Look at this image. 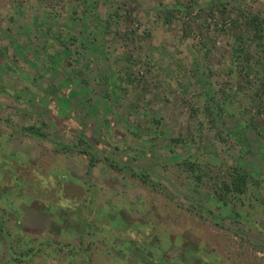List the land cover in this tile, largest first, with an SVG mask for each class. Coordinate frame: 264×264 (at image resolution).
Returning <instances> with one entry per match:
<instances>
[{
    "label": "rangeland",
    "instance_id": "374dc122",
    "mask_svg": "<svg viewBox=\"0 0 264 264\" xmlns=\"http://www.w3.org/2000/svg\"><path fill=\"white\" fill-rule=\"evenodd\" d=\"M246 16L264 19V0H0L2 59L45 73L30 89L38 98L0 65V264H264V182L234 204L242 217L217 225L200 212L207 186L177 166L193 152L264 177V38ZM37 87L68 92L59 116L86 114L107 152L159 136L153 159L126 151L162 186L109 165L75 127L53 119L31 132L49 104ZM217 101L243 115L213 123L205 109ZM246 119L243 149L227 132Z\"/></svg>",
    "mask_w": 264,
    "mask_h": 264
},
{
    "label": "trees",
    "instance_id": "16d2710c",
    "mask_svg": "<svg viewBox=\"0 0 264 264\" xmlns=\"http://www.w3.org/2000/svg\"><path fill=\"white\" fill-rule=\"evenodd\" d=\"M245 23L249 27L251 31H253V36L255 35V38H264V19L260 18L259 16H246ZM0 65L5 70V73L7 75H11L12 78H14L18 83L22 84L24 89H29L30 94L34 97H38L37 91H31L30 89H35L36 87L33 86L34 81H37V79L41 78L42 76H38L40 73L44 75L45 73L43 71H39L37 74H32L30 72H24L21 74L20 69L15 70L12 69L10 64L5 58L4 55H0ZM261 62V61H259ZM244 69V68H243ZM255 71V70H254ZM258 71V70H257ZM264 71V68H263ZM20 75H19V74ZM27 73V74H26ZM25 75L22 76V75ZM28 75V80H27ZM38 76V78L36 77ZM33 81H30V80ZM29 81V82H28ZM40 91H42L39 87H37ZM43 97L45 96L49 102L48 105L42 106V114L40 115L41 123L40 126L37 125V123H34V125H31L29 127V130L37 135H43L41 126L44 123H53V119H55L58 122V125L60 129L64 130H72V127H75L72 131L74 134L77 135L78 140L80 143H87L90 147L93 148V150H99L101 153H103V160H109L108 155L111 154V163L109 165H112L114 167H117L119 170L122 171H130L132 175L138 177L143 183L148 184L154 188H160L161 183L158 181L153 180L150 177V174L145 171H137L135 170L131 165H128L127 159L130 158L129 154H127V151L131 149V151L134 152V154L131 157V162L134 160L141 159L145 162L146 159H153L154 155L150 151L152 146H155L157 144H160L162 140H159V136H157L156 140H149L147 142L146 140H139L137 143L135 141L130 142L131 148H125L121 145H116L115 148H112L110 152L108 151V144L105 141V139L101 140L98 138H91L86 131V128L88 126V123L85 121L86 114H82L75 111H70L68 113V116L66 117L65 114L63 116H59V112H61V107L63 106V102H66L65 100L69 97L68 92H64L63 95H51L49 93L43 92ZM61 93V92H60ZM262 93H258L256 91L255 98L258 99V97H261ZM39 98V97H38ZM233 96L228 95L227 99H230L232 101ZM258 106L261 105V103H257ZM74 109V108H73ZM211 116L213 123L217 122L218 119H214L213 114L217 112V115L219 118H223L225 114L230 113L234 116L237 115H243L241 112L242 110L238 108H228L225 105L224 102H218L211 104L206 107L205 109ZM65 111V110H64ZM240 111V112H239ZM63 112V111H62ZM119 117V111L115 109L112 112V119L113 122H118ZM76 123V124H75ZM250 119H246L243 122H240L237 127L234 130H231L228 133V136L234 137L235 141L240 143L243 146V149L246 147L245 143L247 142L246 138L242 135L243 129L250 128L251 124ZM75 124L76 126H74ZM260 130V128H259ZM129 132V131H128ZM130 133V132H129ZM260 133L264 134L263 129L260 130ZM140 134V133H139ZM260 134V135H261ZM128 136V135H125ZM172 142L178 143L181 141V138H173L171 139ZM124 142V141H122ZM107 144V145H106ZM150 144V146H148ZM106 146V147H105ZM69 148V147H68ZM67 148V149H68ZM71 148V147H70ZM69 148V150H70ZM261 152L264 153V136H263V142L261 145ZM127 150V151H126ZM84 154L88 155L90 157V163L94 164V159H96L95 151H90L87 148L81 150ZM126 151V152H125ZM113 153L116 154H122V160L125 162H122L124 164H118L115 160H113ZM110 161V160H109ZM218 160L215 157L210 156L209 158L204 157L202 154L201 156L197 153L189 152L187 155L183 156L181 161H178L177 166L178 170L181 173L187 174V179L190 181L193 185H206L209 192V202L208 203H202L200 202V212L206 211L208 216L214 219V223L217 225H222V220L225 218H232L236 219L235 217H242V212L236 210L233 206L238 201L244 202V197L249 193V189L251 186H255L256 188L260 186L262 182H264L263 172L259 165H252V166H246L245 163H242V161H237L234 165H226L221 162H217ZM129 162V161H128ZM109 163V162H108ZM118 164V165H117ZM147 166L148 164L145 163ZM189 183V184H190ZM251 200V199H250ZM194 209H197V206L193 207Z\"/></svg>",
    "mask_w": 264,
    "mask_h": 264
}]
</instances>
